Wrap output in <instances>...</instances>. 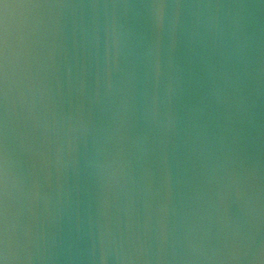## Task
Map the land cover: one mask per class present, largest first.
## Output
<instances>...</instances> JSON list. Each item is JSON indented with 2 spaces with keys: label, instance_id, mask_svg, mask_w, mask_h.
Wrapping results in <instances>:
<instances>
[{
  "label": "clouds",
  "instance_id": "1",
  "mask_svg": "<svg viewBox=\"0 0 264 264\" xmlns=\"http://www.w3.org/2000/svg\"><path fill=\"white\" fill-rule=\"evenodd\" d=\"M4 7L0 264H264V3Z\"/></svg>",
  "mask_w": 264,
  "mask_h": 264
},
{
  "label": "water",
  "instance_id": "2",
  "mask_svg": "<svg viewBox=\"0 0 264 264\" xmlns=\"http://www.w3.org/2000/svg\"><path fill=\"white\" fill-rule=\"evenodd\" d=\"M34 0H0V21L3 20L5 13V5L17 6L32 3ZM43 2V0H40ZM204 2L212 3H239V4H261L264 0H204ZM15 10V8H13Z\"/></svg>",
  "mask_w": 264,
  "mask_h": 264
}]
</instances>
